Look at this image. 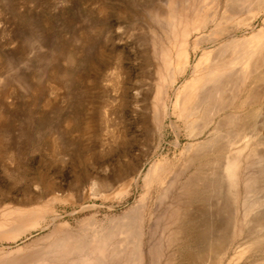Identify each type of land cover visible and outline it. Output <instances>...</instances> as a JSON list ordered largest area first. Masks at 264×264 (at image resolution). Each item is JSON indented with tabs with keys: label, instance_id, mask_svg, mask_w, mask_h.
Returning <instances> with one entry per match:
<instances>
[{
	"label": "rangeland",
	"instance_id": "374dc122",
	"mask_svg": "<svg viewBox=\"0 0 264 264\" xmlns=\"http://www.w3.org/2000/svg\"><path fill=\"white\" fill-rule=\"evenodd\" d=\"M206 4L226 0H0V264H264V81L204 159L215 124L186 137L174 104L209 50L192 48ZM41 210L52 221L14 238Z\"/></svg>",
	"mask_w": 264,
	"mask_h": 264
},
{
	"label": "bare ground",
	"instance_id": "6f19581e",
	"mask_svg": "<svg viewBox=\"0 0 264 264\" xmlns=\"http://www.w3.org/2000/svg\"><path fill=\"white\" fill-rule=\"evenodd\" d=\"M243 7L248 8L249 11L255 10L254 14L251 16L249 15L250 17L248 18L238 16L239 10ZM202 9L203 14L200 19L194 21L193 29L191 28L196 33L195 38L192 39V48L194 52L198 49L207 50L209 48V50L203 51L201 57H199L198 61L194 63L191 74L193 77L191 81L189 79V81L186 80V84L184 85L185 88H183L184 90L181 92L179 91L180 94L177 92L178 96L176 103H174L177 110L174 108V111L176 110L178 117H181L185 121L187 130L186 137H198L205 132V129L208 128L210 124H215V127H212V129H214L209 131L204 140L195 145L194 156H192L194 158L191 157V161L192 159H201L210 151L213 153L217 149V151H220V145L217 146L216 144L219 142L217 141L219 140L218 137L223 134L218 126L219 123H221V121H225V124L235 122L237 124L238 122L240 123L241 119L238 121V118L240 115L239 113L241 112V107L247 108L246 106L251 102L252 104L259 102L260 96L263 95L260 92V88H262L264 81V18L262 27L255 33L253 32L250 36L239 37L238 31L243 27L250 26L252 21L256 18V15L260 12H264V0H226V4L220 14H218L216 6H207L206 4ZM188 65L187 58L181 61L179 59L175 67L170 70L171 72L169 75L171 79L169 78V82L173 84L174 77L185 72ZM160 76L162 77V74ZM226 92L227 94L229 93V96L225 94ZM238 94H241V98H238L240 99L237 103L238 106L236 109H230L229 111L228 109L230 105L233 103ZM163 106L165 114H167V105L165 104ZM226 110H228V112H226ZM242 114L245 119V113ZM248 114L250 118L246 115V119L248 118L249 123V119H253L256 116V112L254 110ZM242 121L245 122L246 120ZM244 122L242 124H244ZM248 123L246 121V124ZM239 129L240 131L242 130L240 133L248 138L252 137L253 134L259 133L257 129L255 131L254 129H248L246 131L241 127H239ZM225 131L227 132V130ZM226 132L224 133L227 134ZM179 141L180 136L177 135L175 144L177 145ZM188 145L191 146L190 143ZM204 158L205 157H203V159ZM231 159L233 160V158ZM232 160L228 162V166L230 167L228 168L226 166L228 170L234 169L233 166L231 167ZM204 164L206 165L207 163ZM158 169L159 167L156 163H152L148 167L146 173L144 174L145 184L150 185L155 180L160 181V183L164 182V179ZM232 173L233 172L231 171V174ZM24 217L26 219H22L23 221L19 219L18 221L21 220L22 222L14 225L12 228L13 234H15L14 238L16 239L17 237L20 238L22 236H26L34 230L43 229L50 223V221H52L51 218L49 221L46 220L45 222V214L42 210L35 212L34 214L32 212L31 216H28L29 218L26 216ZM225 242L226 241L217 242L219 250H224L225 245L227 244H225ZM252 243L264 246V239L259 241L254 240Z\"/></svg>",
	"mask_w": 264,
	"mask_h": 264
}]
</instances>
